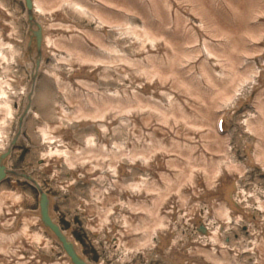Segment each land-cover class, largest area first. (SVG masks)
Wrapping results in <instances>:
<instances>
[{
	"label": "bare ground",
	"instance_id": "bare-ground-1",
	"mask_svg": "<svg viewBox=\"0 0 264 264\" xmlns=\"http://www.w3.org/2000/svg\"><path fill=\"white\" fill-rule=\"evenodd\" d=\"M22 1L29 10L27 36L20 42L18 23L0 0V63H20L10 57L14 46L22 45L27 69L33 73L32 89L40 71L62 96L71 88L79 89L75 85H80V78L90 88V98L86 97L90 110L77 104L66 114L59 108L57 126H45L42 138L48 146L42 170L55 177L57 172L49 166L63 163L70 170V180L61 184L64 189L78 175L89 179L90 194L103 202L97 226H105L107 237L118 245L132 238L133 248L152 246L150 237L159 236L153 251L165 264H238L228 248L231 241H218V229L241 217L250 219L239 204L250 197L262 212L263 222L253 238L259 264H264V199L252 193L254 189L249 193L238 186L248 169L264 175V0H90V6L88 0ZM68 14L90 18L94 27L84 29ZM85 36H90V52L82 41ZM47 56L53 62L45 66ZM62 65L70 73L67 76ZM12 82L9 76L0 78L1 142L4 119L11 116L3 87ZM48 86L44 81L45 96L51 90ZM246 104L252 110L240 119L245 136L238 138L246 162L237 164L228 146L229 132H218L216 123L222 119V126L229 125L232 115ZM70 118L90 125V132L83 133L84 147L76 150L68 146L73 131L61 125L62 119ZM20 131L21 127L18 136ZM55 141L60 148L50 145ZM9 155L10 151L2 162L6 171ZM88 156L89 168L80 161ZM27 175L16 171L12 176L26 180ZM105 181L110 188L102 197L98 185ZM7 196H0V264H71L65 253L52 261L31 252L36 251L33 246L49 250L48 242L30 231L35 223L61 243L42 222L38 203L35 213L15 211ZM47 199L51 224L93 264L55 220L51 197ZM112 202L119 207H112L119 211V229L105 213ZM83 207L85 216L95 210L93 204ZM177 219L189 221L195 229L204 225L205 235L196 236L217 250L178 244L179 234L171 233L168 224ZM214 220L217 227L211 230L208 226ZM154 226L158 229L151 232ZM142 228L146 233L139 237ZM24 251L30 255H20ZM136 251L130 249L125 259Z\"/></svg>",
	"mask_w": 264,
	"mask_h": 264
},
{
	"label": "rangeland",
	"instance_id": "rangeland-1",
	"mask_svg": "<svg viewBox=\"0 0 264 264\" xmlns=\"http://www.w3.org/2000/svg\"><path fill=\"white\" fill-rule=\"evenodd\" d=\"M2 1L5 3V8L9 9L14 21L18 23L19 41H24V38L27 36V24L25 22L26 10L23 1ZM87 3L90 6V0H88ZM68 15L70 20H73L84 29L90 31V27H94V23L90 22V18L75 14ZM89 37L85 36L82 41L85 48L90 52ZM14 49H16V52L12 54L10 58L14 57L13 59L18 60L20 63L17 61L0 63V78L9 76L13 79L9 87H3L7 95L6 100L11 107V116L9 118L6 115L7 118L4 119L5 123L1 128L3 142L0 141L2 143L0 152L6 149L13 135L16 133L17 118L24 109L29 91H32L30 102L31 111L23 119L18 140L12 147L10 155L5 161L7 168L25 172L41 185V188L51 197L53 217L65 232H69L76 244L80 247L82 254L93 264H165L162 262L161 257L157 256L153 251V246H157L160 242L159 236L155 238L150 237L149 241L152 246L146 244L133 248L132 238H128L124 243L118 245L113 242V237H107L108 230L105 226H100V228L97 226V214L104 213L103 202L101 199L97 198L94 200V197L90 194L89 179L84 181L81 175H78L79 178L72 183L71 187L64 189L61 187V184H66V182L70 180V170L63 163L60 162V164L49 166L52 171L57 172V176L55 177L52 176V173L48 174L42 170L43 166L46 164L43 153L48 146L46 140L42 138V132L45 126L47 123L57 126V112L59 108H62L66 114H70L72 110L76 108L77 104L80 105V107L83 106L90 110V99L89 102L87 101V98H90V88L87 86V82L80 78V85H75L80 88H71L70 91L67 92V95L62 96V94L57 91L55 84L46 79V76L40 71L34 81L33 89L29 90L32 86V79L26 66L28 60L25 55V47L22 45L14 46ZM57 53L63 55L64 50H59ZM44 61L45 66H47L53 62V59L47 56L44 58ZM88 64L89 63H87L86 66ZM6 68H8V71H6ZM60 70L65 76L70 74L67 67L64 65L60 67ZM44 81L45 84L48 83V88L51 89L46 96L42 93ZM70 96L75 97L76 100L70 101ZM46 98L47 100H45ZM249 110H252V108L247 106V104L242 106L241 109L237 110V112L232 115V120L229 125H225V131L229 132L230 135L228 146L237 164L246 162L245 154L242 152L238 138L240 136H245V133H243L244 128L239 122L244 113ZM34 113L37 114L36 117L33 116ZM2 114L0 116L1 120L3 118ZM83 120L84 119L76 120L75 118L61 120V125L65 126L67 130L73 131L72 139L69 141L68 145L69 149L73 148L76 150L77 147H84L85 139L83 133L87 131L90 132V125L82 126L81 121ZM57 144L59 143L55 141L50 145L60 148ZM52 159L55 160L57 157L52 155ZM80 161L87 168L90 167V156L84 157ZM251 182H256V184L252 185ZM98 186L99 196L106 197V187H109L107 181L100 183ZM238 186L244 188L246 192L249 193L254 189L255 191H252V193L256 192L259 198L264 199V175L258 169L253 168L246 170L244 177L239 180ZM114 193L120 197L119 191H115ZM2 195L10 196H7L9 198L8 201L13 203L12 208L15 211L25 210L33 213L38 211L37 191L31 183L24 179L7 175L6 178L0 182V196ZM84 201L86 202L83 203ZM106 203H109V201ZM90 204L94 205L95 210H91V212L85 216V209L83 206H88ZM239 204L240 209L246 212L250 216V219L241 217L237 221L232 220L229 223L220 224L218 229V241L224 243L226 242L225 239L231 241L228 244V248L234 253L233 256L238 264H259V256L254 245L255 239L253 238V233L259 231V224L263 222L261 220L262 212L257 209L255 201L251 200L250 197L248 198V202L240 201ZM4 207L6 206L4 205ZM106 207L108 208L105 211L107 218L116 229H119L122 226L118 216L119 211L114 212V210H112V207L115 209L119 208L118 204L112 202V204ZM207 216L208 219H211V216ZM168 224L171 233L179 234H176L178 236L176 238L178 244H195L207 250H210V248L215 249V247L211 246L209 243L202 244V240L204 239L196 236L197 231L194 225L190 224L189 221L177 219L175 223L171 221L168 222ZM91 225H95L94 229L91 228ZM19 227H22L21 222H19ZM208 227L214 230L217 227V222L214 220ZM154 228L157 230L158 226L150 227V231L152 232ZM29 229L31 232L40 234L49 245V250L41 248V246H33L36 251L31 252H35L37 256L39 255L52 261L60 260L65 257L59 244L40 223L31 225ZM145 230L146 228L140 229L137 231V235L141 237L146 233ZM109 239H111V241ZM134 239L140 240L141 238L137 237ZM128 249H138V251L134 252L128 259H125V256L129 255ZM29 253L30 252L24 251L20 253V255L26 257L30 255ZM201 255L205 258L203 254Z\"/></svg>",
	"mask_w": 264,
	"mask_h": 264
},
{
	"label": "water",
	"instance_id": "water-1",
	"mask_svg": "<svg viewBox=\"0 0 264 264\" xmlns=\"http://www.w3.org/2000/svg\"><path fill=\"white\" fill-rule=\"evenodd\" d=\"M26 10H29V6L26 3L25 4ZM34 34V33H33ZM31 78L33 79V73L31 75ZM31 98V91L28 93V102L27 105L30 103V99ZM27 105L23 111L22 116L19 118V122H18V129L19 127H21V123H22V118L23 116L27 113L28 108ZM30 106V105H29ZM18 131V130H17ZM18 138V134L16 133L15 136L13 137L12 141L10 142V145L8 146V148L6 149V153H0V181L7 175H15L16 171L14 170H9L6 171L5 167L3 166L2 162L6 157V154L10 151V148L12 145L15 144L16 140ZM26 180L30 181L34 187L36 188L37 192H38V207H39V215L41 216V220L44 224L48 225L50 230L53 232L54 236H56L59 240V242L61 243V248L64 251V253L66 254V256L68 257V260L70 261L71 264H89L88 262H86L83 258H81L76 252L74 247L72 246L71 242L67 239V237L63 234H60L61 232L57 229V227H55L54 225L51 224L50 221V217L48 216V211H46L48 209V205H49V201L47 199V194L39 187V185L34 182L28 175L25 177ZM199 231L201 233H205V228L203 226L199 227Z\"/></svg>",
	"mask_w": 264,
	"mask_h": 264
}]
</instances>
